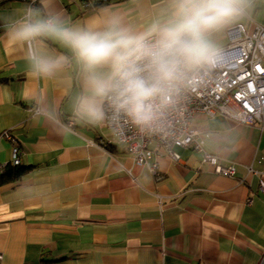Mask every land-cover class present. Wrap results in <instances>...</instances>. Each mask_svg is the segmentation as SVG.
<instances>
[{
	"label": "crops",
	"instance_id": "crops-1",
	"mask_svg": "<svg viewBox=\"0 0 264 264\" xmlns=\"http://www.w3.org/2000/svg\"><path fill=\"white\" fill-rule=\"evenodd\" d=\"M88 1L52 0L51 7L80 25L105 9L136 10L133 0ZM27 5L42 7L41 0H0V173L14 145L29 167L0 184V264H264V130L199 112L193 126L205 149L233 164L235 175L181 147L179 160L160 156L154 174L109 141L106 124L74 118L72 100L82 91L75 62L54 79L30 74L26 46L8 36ZM257 22L264 25V3L241 24L251 30ZM215 41L225 47L228 29ZM43 112L55 119L37 115Z\"/></svg>",
	"mask_w": 264,
	"mask_h": 264
},
{
	"label": "clouds",
	"instance_id": "clouds-1",
	"mask_svg": "<svg viewBox=\"0 0 264 264\" xmlns=\"http://www.w3.org/2000/svg\"><path fill=\"white\" fill-rule=\"evenodd\" d=\"M136 10H108L73 24L52 0L27 5L9 25V41L26 46L30 74L54 79L73 62L82 91L72 100L74 118L108 123L123 139V120L140 133L164 131L184 90L218 64L216 34L250 21L264 0H133ZM142 22V23H138ZM50 40L71 54H57ZM54 120L49 112L38 113Z\"/></svg>",
	"mask_w": 264,
	"mask_h": 264
},
{
	"label": "built area",
	"instance_id": "built-area-1",
	"mask_svg": "<svg viewBox=\"0 0 264 264\" xmlns=\"http://www.w3.org/2000/svg\"><path fill=\"white\" fill-rule=\"evenodd\" d=\"M86 1L87 6L92 5ZM228 36L229 43L219 48L221 59L218 64L202 71L187 86L175 109L169 113L164 131L151 135L140 133L122 120V141L114 135L109 141L121 144L138 165L148 166L156 175L160 156L180 159L175 150L178 147L200 153L201 161L210 164L217 173L235 175V166L224 164L218 155L208 152L203 134L193 126L195 114L202 112L258 125L264 130V25L257 22L251 30L243 24L234 25L228 28ZM105 124L111 130V126ZM66 126L74 127V120L68 119ZM2 136L13 140L9 131L3 132ZM21 156L22 150L14 145L11 162L21 163ZM259 188L264 194L262 179Z\"/></svg>",
	"mask_w": 264,
	"mask_h": 264
},
{
	"label": "trees",
	"instance_id": "trees-1",
	"mask_svg": "<svg viewBox=\"0 0 264 264\" xmlns=\"http://www.w3.org/2000/svg\"><path fill=\"white\" fill-rule=\"evenodd\" d=\"M28 169L29 167L22 165V163H7L0 173V184L20 179Z\"/></svg>",
	"mask_w": 264,
	"mask_h": 264
}]
</instances>
